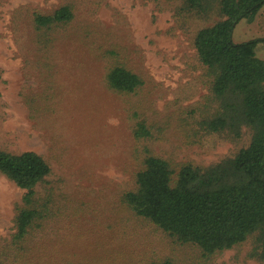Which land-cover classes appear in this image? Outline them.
<instances>
[{
	"label": "rangeland",
	"instance_id": "374dc122",
	"mask_svg": "<svg viewBox=\"0 0 264 264\" xmlns=\"http://www.w3.org/2000/svg\"><path fill=\"white\" fill-rule=\"evenodd\" d=\"M73 3L75 20L59 52L40 35L32 12H51ZM183 0H0V148L33 150L52 172L40 194L54 197V218L45 229L73 233L84 264H147L169 257L175 264H264L255 235L217 253L210 261L199 249L176 243L150 221L131 212L122 195L134 186L142 149L133 131L146 119L157 139L155 151L176 161L207 165L234 154L249 141L224 134L187 143L184 124L193 122L209 89L193 46L199 28L220 19L188 15ZM235 42L264 39V6L239 22ZM256 54L264 59V40ZM56 60L59 74L50 64ZM124 64L145 80L134 94L111 90L109 67ZM57 92L56 103L52 94ZM54 103L55 111L40 106ZM138 107V108H136ZM135 111L137 113L135 114ZM182 137V138H181ZM25 190L0 174V244L15 231Z\"/></svg>",
	"mask_w": 264,
	"mask_h": 264
},
{
	"label": "trees",
	"instance_id": "16d2710c",
	"mask_svg": "<svg viewBox=\"0 0 264 264\" xmlns=\"http://www.w3.org/2000/svg\"><path fill=\"white\" fill-rule=\"evenodd\" d=\"M262 6L264 0H183L181 7L188 15L205 16L212 10L220 16L199 28L193 38L210 92L192 109L198 116L184 124L182 137L194 143L197 137L217 133L230 140L248 134L245 146L203 165L159 155L152 147L157 139L153 125L146 119L137 120L133 131L134 152L142 149L143 155L134 173V186L122 195L124 204L176 243L197 247L205 262L252 235L264 255V59L256 54L258 42L264 39H233L236 25L253 18ZM75 17V6L69 2L51 12H32L45 44L52 43L50 54L60 51L53 43L63 39ZM49 68L54 77L59 74L56 60ZM105 78L111 90L122 94L137 93L145 84L141 74L124 64L109 67ZM52 95L56 103L57 92ZM54 103L40 106L41 111H55ZM51 172L49 161L36 151L0 148V174L25 190L15 231L0 244V264H84L77 250L79 238L73 233L63 229L50 235L45 232L55 215L54 197L40 194L39 186ZM147 264L175 263L164 257Z\"/></svg>",
	"mask_w": 264,
	"mask_h": 264
}]
</instances>
